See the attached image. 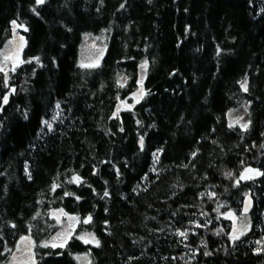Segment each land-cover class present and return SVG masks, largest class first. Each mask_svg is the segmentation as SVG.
Here are the masks:
<instances>
[{"label": "trees", "instance_id": "trees-1", "mask_svg": "<svg viewBox=\"0 0 264 264\" xmlns=\"http://www.w3.org/2000/svg\"><path fill=\"white\" fill-rule=\"evenodd\" d=\"M13 21L25 45L0 71V264L24 237L34 264H264V0H0V50ZM88 34L106 35L94 64ZM244 105L247 128L231 119ZM61 210L79 222L52 247Z\"/></svg>", "mask_w": 264, "mask_h": 264}, {"label": "rangeland", "instance_id": "rangeland-1", "mask_svg": "<svg viewBox=\"0 0 264 264\" xmlns=\"http://www.w3.org/2000/svg\"><path fill=\"white\" fill-rule=\"evenodd\" d=\"M16 28H22L20 24H14L13 36L4 44L0 50V69L4 71H9L14 69L17 65L22 62V52L25 45V40L23 35L15 32ZM106 49V35H85L82 48L80 60L85 64H94L98 62ZM141 96V91L134 95L135 99H139ZM123 106L127 103H123ZM247 105L242 106L237 111H234L231 115L233 122H237L242 126L245 124L247 119ZM255 170V169H252ZM258 171L245 172L246 176H256ZM259 173V172H258ZM53 215L59 220L61 228L51 237L47 242L50 245L56 244H66L69 238L73 235V232L79 222V218L76 215L65 214L62 211L54 212ZM230 218L233 221V235L238 236L244 233L250 225V220L247 211H242L241 214H231ZM79 237L82 240L92 241L95 237L92 234L83 233ZM96 240V238H95ZM95 243V242H92ZM58 247V246H57ZM78 264H92L91 258L88 254H77L76 255ZM35 254L33 251L32 241L24 237L22 238L16 249L11 253L7 264H34Z\"/></svg>", "mask_w": 264, "mask_h": 264}, {"label": "snow or ice", "instance_id": "snow-or-ice-1", "mask_svg": "<svg viewBox=\"0 0 264 264\" xmlns=\"http://www.w3.org/2000/svg\"><path fill=\"white\" fill-rule=\"evenodd\" d=\"M36 2H37V3H43L44 0H36ZM122 7H123V5H122ZM12 23L15 24L16 22L13 21ZM217 54H219V52H218ZM37 59H38V58H37ZM0 71H2V69H0ZM242 87H244V90L247 91V81L244 82V84L242 85ZM7 100H8V98H7V96H5V97H4V103H7ZM57 107H59V105H57ZM45 124H47V121H45ZM243 127H244V128H247V125H243ZM49 128H50V125H49ZM142 145H143V138H141V146H142ZM245 171H246V172H252V171H255V170H252V169H246ZM256 174H257V175H260L261 173H258V172H257ZM29 178H30V177H29ZM251 178H252L251 176H246V175H242V176H241V179H251ZM79 179H80L79 177H73V180L76 181V182H79ZM57 186H58V185H54V188L57 187ZM105 195L107 196L108 193L105 192ZM61 211H62V210H61ZM245 211H247V208H245ZM90 220H91V217H89L88 220L85 221V223L89 222ZM180 235H181V236H184L185 233H184V232H180ZM236 238H238V237H234V239H236ZM82 239H83V238H82ZM85 242H86V243H88V242H95L97 246H99V243H100L98 240H95V237L92 238V241L85 240ZM45 246H47V245H45ZM57 246H59V247H63L64 245H63V244H60V245L53 244V245H52V247H57Z\"/></svg>", "mask_w": 264, "mask_h": 264}, {"label": "water", "instance_id": "water-1", "mask_svg": "<svg viewBox=\"0 0 264 264\" xmlns=\"http://www.w3.org/2000/svg\"><path fill=\"white\" fill-rule=\"evenodd\" d=\"M250 207H251V203H250V199L248 196V198L246 199L245 208L249 209Z\"/></svg>", "mask_w": 264, "mask_h": 264}]
</instances>
